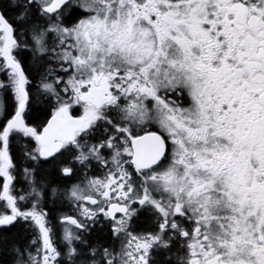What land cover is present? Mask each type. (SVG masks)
<instances>
[{"label":"snow or ice","instance_id":"1","mask_svg":"<svg viewBox=\"0 0 264 264\" xmlns=\"http://www.w3.org/2000/svg\"><path fill=\"white\" fill-rule=\"evenodd\" d=\"M0 264H264V0H0Z\"/></svg>","mask_w":264,"mask_h":264}]
</instances>
